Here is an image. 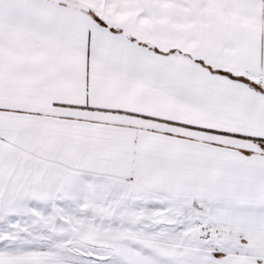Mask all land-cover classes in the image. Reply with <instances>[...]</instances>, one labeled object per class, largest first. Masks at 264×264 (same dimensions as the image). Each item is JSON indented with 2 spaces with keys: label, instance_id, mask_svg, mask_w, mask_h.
Here are the masks:
<instances>
[{
  "label": "snow or ice",
  "instance_id": "obj_1",
  "mask_svg": "<svg viewBox=\"0 0 264 264\" xmlns=\"http://www.w3.org/2000/svg\"><path fill=\"white\" fill-rule=\"evenodd\" d=\"M0 264H264V0H0Z\"/></svg>",
  "mask_w": 264,
  "mask_h": 264
}]
</instances>
